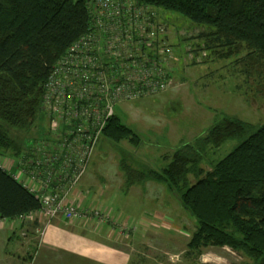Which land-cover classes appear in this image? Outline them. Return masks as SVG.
Here are the masks:
<instances>
[{"label": "trees", "instance_id": "trees-1", "mask_svg": "<svg viewBox=\"0 0 264 264\" xmlns=\"http://www.w3.org/2000/svg\"><path fill=\"white\" fill-rule=\"evenodd\" d=\"M93 1L0 0V158L18 159L28 154L32 140L15 133L31 134L38 123L41 130L40 123L46 120L42 110L45 84L57 61L89 32ZM133 1L158 11L164 24L161 10L205 28L199 36L207 42L203 57L217 47L224 49V58L245 50L241 62L247 69L256 67L264 94V0ZM170 47L174 62L178 54L174 46ZM145 51L154 57L152 50ZM187 53L191 61L201 63V56L191 47ZM173 70L172 66L168 69V79L172 80ZM244 73L247 79L252 78L251 70ZM102 138L114 143L128 141L134 146L141 143L138 134L116 114ZM230 140L242 141L210 171L203 170L201 164L208 153ZM126 163L122 161L121 168L127 190L151 179L165 183L171 194H178L182 208L197 223L189 253L201 255L203 248L228 247L246 258L244 264H264V125L254 130L243 120L223 118L203 137L176 151L161 172L138 173ZM190 175L198 181L188 188ZM40 208L39 197L0 167V220L12 222Z\"/></svg>", "mask_w": 264, "mask_h": 264}, {"label": "rangeland", "instance_id": "rangeland-1", "mask_svg": "<svg viewBox=\"0 0 264 264\" xmlns=\"http://www.w3.org/2000/svg\"><path fill=\"white\" fill-rule=\"evenodd\" d=\"M161 16L165 22L161 24L167 29L168 45L174 46L178 54V60L172 61V84L162 94L115 107L118 118L138 134L141 143L134 146L128 141L114 143L102 138L80 184L81 192L77 191L88 201L93 200V206L89 208H96L98 204L102 208L112 207L116 221H127L128 231L122 234L119 230L113 234L108 231L97 236L105 247L120 253L123 260L119 264H244L246 258L228 247L203 248L201 255L189 253L188 244L197 223L182 208L178 194H171L165 183L146 179L129 190L126 188L122 161L138 173L161 172L171 163L176 151L203 137L223 118L243 120L254 130L264 125L263 84L257 79L256 67L247 69L241 62L245 50L224 58V49L217 47L203 57L207 42L199 36L206 32L205 28L164 10H161ZM190 47L194 54L201 56V63L189 59L187 51ZM245 70H251L252 78L247 79ZM40 125L41 130H38V123L31 134H15L34 141L45 134L46 120ZM241 141L230 140L218 150L210 151L202 161L203 170L210 171ZM197 181L190 175L187 187ZM52 221L41 215L28 219L27 226L33 223L37 228L23 230L17 242L36 241L38 244ZM62 224L66 228L64 231L73 232L71 225ZM53 239L62 240L55 235ZM12 253L13 246L2 248L0 264H12L7 259ZM30 258L32 256L26 257L25 264H32ZM45 259L41 255L34 264H43ZM13 264L18 262L14 260Z\"/></svg>", "mask_w": 264, "mask_h": 264}, {"label": "built area", "instance_id": "built-area-1", "mask_svg": "<svg viewBox=\"0 0 264 264\" xmlns=\"http://www.w3.org/2000/svg\"><path fill=\"white\" fill-rule=\"evenodd\" d=\"M89 10V32L57 61L45 84V134L29 144L25 156L0 158V167L41 202L38 212L14 221L20 227L41 215L94 231L107 225L112 234L129 230L127 221L114 219L111 208H83L76 188L116 114L115 105L160 93L172 84L167 71L173 50L158 11L149 6L133 0H94ZM145 48L153 51V58Z\"/></svg>", "mask_w": 264, "mask_h": 264}, {"label": "crops", "instance_id": "crops-1", "mask_svg": "<svg viewBox=\"0 0 264 264\" xmlns=\"http://www.w3.org/2000/svg\"><path fill=\"white\" fill-rule=\"evenodd\" d=\"M86 175V174H85ZM84 178V177H83ZM83 180V179H82ZM81 180V182H82ZM77 186L79 190L80 184ZM81 190V189H80ZM79 190V192H81ZM78 192V193H79ZM72 193H75L73 191ZM83 197V196H82ZM90 198H82V207L89 208L93 205V200ZM100 204L95 207H100ZM112 208V207H111ZM106 210L108 208H102ZM64 220H53L51 224L46 229L42 238L36 241L18 243L19 235L22 236L23 230L36 227V224H29L27 226V220L22 223L23 228L20 227V222H4L0 225V251L5 246H13V253L8 256L9 263L16 260L18 264H25L26 257L32 256L31 263L34 264L36 258L44 255L45 260L42 261L43 264H119L120 253L114 250L112 247H105L97 236L103 234L104 232H112L111 226L107 225L103 229L94 231L92 227H84L82 224H68L72 226V231H64V225L62 224ZM25 227V228H24ZM77 229H76V228ZM82 227V228H81ZM84 228V229H83ZM63 229V230H62ZM109 233V234H110ZM72 234V236H70ZM61 237L62 240L53 239V237ZM37 244V245H36ZM37 246V247H36ZM123 255V254H122Z\"/></svg>", "mask_w": 264, "mask_h": 264}]
</instances>
